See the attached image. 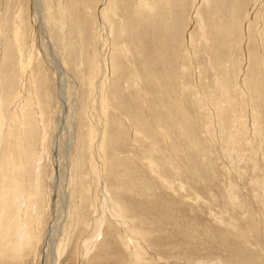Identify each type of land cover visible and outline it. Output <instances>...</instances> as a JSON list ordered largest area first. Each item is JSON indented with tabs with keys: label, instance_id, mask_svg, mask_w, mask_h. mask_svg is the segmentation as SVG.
Instances as JSON below:
<instances>
[{
	"label": "rangeland",
	"instance_id": "374dc122",
	"mask_svg": "<svg viewBox=\"0 0 264 264\" xmlns=\"http://www.w3.org/2000/svg\"><path fill=\"white\" fill-rule=\"evenodd\" d=\"M68 1H70L68 26L63 31L66 33L64 40L66 43L68 42L67 46H69L65 48L59 42L61 37L59 36L60 27L55 5L57 0H52L53 9L49 7V0H39V3L37 0H0V32L3 42L5 41L3 45V50H5L3 56L5 57V60L3 58L4 78H10V71L18 69V64L30 63L35 79L36 94L42 104L46 120V141L43 143L44 158H42L39 173L41 176H39L40 189L38 188L39 191H44L46 197L44 196L45 199L42 197V201L45 200L46 207L41 212L38 247L33 246L32 249L30 246L25 252V256L20 259L14 257L15 259L8 258V260L0 255L1 264H53L54 253L58 254L61 259L57 264H250L253 260H257L254 264H264V71L260 70L261 68L264 70V40L261 44L258 37L264 39V0H262L261 7H255V0H235L236 7H232L235 9H232L233 13H230L232 11L230 8L228 12L223 13L222 17L215 14L219 19L214 16L217 19L212 26L216 29L213 28L211 32L208 28L211 40V34L215 31L213 34L215 42L211 41L212 46H208L200 37L199 25L195 21H189V16L192 18L190 8H192L193 0H172L169 9L165 5V17L164 5L161 6L160 13L163 17L162 21L156 20L159 21L158 24L154 26L151 25L154 23L139 24L138 28H135L138 21H134L135 27L129 28V35L125 41L131 46L133 57L130 58V62L138 67L140 73L143 72L141 65H145L146 69H143L146 72L143 73L146 76L143 75L146 79L144 80L147 91L154 98L159 99V95L162 92L165 93V87H167L173 97L170 98L172 102L166 104L177 107L184 103L181 108L184 110L185 106L189 110L185 120H181V114L175 111H170L167 118L165 113V129L172 137L169 141L174 142L179 129L182 132L184 129L192 130L194 135L191 133L192 137H189L194 142L196 140L200 146L199 152L191 151L194 149L192 141L189 144L190 151L185 150L186 154L184 153L185 155L181 156L179 160L170 153L171 148L176 150L175 147L172 145L169 148L170 142L168 141V144L165 142L166 145L163 142L165 138L159 137L162 149L165 148V159L166 157L170 158L173 165L178 167L176 173L171 167L172 164H170L172 169L165 168V175L172 181L171 186L157 180L145 167L142 160V154L146 150L145 146L133 141V132L125 121L122 122L124 117L131 114L130 109L133 106V101L130 97L134 92L132 89L127 90L126 86L128 85L126 75L132 71V64L129 65L123 59L121 63L124 67L117 75L115 83L110 85L109 90L111 97L113 96L112 91L115 90L118 98L112 101L113 108L109 112L110 125L108 128L112 136L107 145V151L109 149L107 158L112 165L109 166L105 175L104 171L106 172V170L100 163H97V167L99 166L97 171L94 168L92 156L90 157L92 152H89V142H85V145L81 146L88 123L85 110L90 104L89 79L90 76L94 77V74H97L90 61L98 56L102 49V40L97 35L100 21L95 10L100 0ZM41 2L45 5L42 11L44 22L53 28L51 34L47 28L45 29V38L42 37L40 27L33 23L36 5ZM223 3L222 7H225L223 8L225 10L227 3L226 1ZM201 8H205V4ZM206 12L204 11L205 14L210 13L208 10ZM178 18L179 21H177ZM171 20L178 23L173 22L174 25L176 24L174 26ZM93 21L97 25L91 27ZM225 22H228V28ZM16 27L20 29L21 36L15 33L16 29L14 28ZM157 27L159 28L157 29ZM79 32L83 33L80 40L77 36ZM139 35L144 36L139 38ZM225 35H229V37L227 38ZM188 37L193 41L196 40V44L192 45ZM42 38L57 50L58 63L49 61L42 41H40ZM18 45L19 49H17ZM70 46L72 48H69ZM213 55L215 56L213 57ZM219 59L221 60L219 61ZM165 61H167L166 65ZM189 61L193 63H189ZM215 61L218 62V66ZM195 63L200 65L199 76L193 66ZM255 63L260 68L255 67ZM184 65L190 68L187 67L189 70L183 75L179 67L186 69ZM222 72L227 74L224 75ZM239 74L243 76L238 81L242 82L243 79L245 85L250 83L247 90L248 92L254 91L249 94L252 99L250 104L246 102L245 98H242L243 101H239L238 95L233 96L234 93L230 90L233 89ZM256 76L260 81L263 79V83H260ZM217 77L220 78L223 85L228 87V83L231 84L229 89L231 95L229 96L235 99L232 101L231 107L225 104L223 96L222 98L217 97L215 90ZM65 80H68L67 83ZM156 80L159 82L155 83ZM249 80L250 82H248ZM71 90L75 93H72ZM198 91L204 93L205 101L199 97ZM180 94L183 95V100L180 99ZM195 95L198 97L196 101L200 102L198 105H201L199 110L195 109L192 101V97ZM138 107L141 109L143 106L139 105ZM221 108L222 110H220ZM140 109L137 110L135 116L131 114L134 119L137 114L138 116L142 114ZM237 110H242V112L236 113ZM73 112L76 114L72 140L73 155L69 160L67 170L65 164L62 165L61 162L65 163L66 161L63 159L66 158L67 143L71 141L69 122ZM159 113L163 114L161 111ZM215 114L219 118L216 117L214 121L212 116L215 117ZM234 115H238L242 118L241 121L248 123L247 130L249 132L241 128L235 138V148L233 147V150L230 148L231 154H229V142H227L229 138L226 137H229L228 129L233 130ZM152 118L156 119V117L150 119ZM221 119L223 125L218 124L222 122ZM120 121L124 124L123 127L121 125L122 128L119 127L120 123L116 127ZM177 124L182 125L184 129L179 128ZM150 125L152 123L149 124V127ZM207 127L212 129H206ZM118 129L121 131L119 132ZM215 129L217 130L215 131ZM207 130L214 131L212 143L209 141L208 144L205 135ZM189 137L188 139L186 137L185 141L182 136V141H185L187 146ZM39 140L37 137V143ZM38 148L39 151L40 147ZM174 153L177 155L176 151ZM76 158L77 161H80L78 173L81 178L78 181L74 180ZM227 161L228 163L231 161V163L226 164ZM61 165L64 168V177L60 172ZM123 172H125L124 175ZM93 173L97 179H93ZM118 175H121L125 182L127 181L125 187L116 184ZM136 177L140 181L135 180ZM64 178L66 179L64 180ZM96 180L97 182H95ZM100 182H103L104 186L108 184L106 186H109L111 193L120 197L122 204L132 209L131 216L135 218V221L132 225L133 228H130L131 225L127 226L128 221L127 225L121 223L123 218L115 217L114 220H111L107 215V221L101 228L100 239L98 238L99 244L97 243V248L93 249L96 243L91 242L89 237L97 235L101 227V212L104 211V206L96 202L100 197V191L98 192L99 187L102 186ZM94 183L97 184L96 190H93ZM89 184L90 193L88 192ZM129 184L135 185H131L129 188ZM180 184L184 185V188H179ZM42 191H40L41 195ZM228 193L233 197L236 196V200L231 201L228 198ZM75 198L78 201L82 199V202L79 206L80 212H76L77 216L71 222L70 210ZM88 224H92V226ZM93 225L95 226L93 227ZM140 225L141 227H139ZM128 227L133 233L132 235H136L135 247L141 254L143 262L136 261L135 263V258H133L135 252H130L133 256L129 258L128 255H131L123 246L120 236H123L122 231L127 230ZM134 228L136 232L133 230ZM85 254L87 255L85 256ZM258 258L260 259L258 260Z\"/></svg>",
	"mask_w": 264,
	"mask_h": 264
},
{
	"label": "bare ground",
	"instance_id": "6f19581e",
	"mask_svg": "<svg viewBox=\"0 0 264 264\" xmlns=\"http://www.w3.org/2000/svg\"><path fill=\"white\" fill-rule=\"evenodd\" d=\"M37 1H38L37 3H39V0H37ZM49 1H50L49 7L53 9L52 0H49ZM225 1L227 3V4H225L226 9L223 10V8H225V7H222L223 0H193V5L191 6L192 8H190L192 18H191V16H189V21H192V22L195 21L199 25L198 28L200 30V37L203 38V40L206 42V44L208 46H212L211 41L214 40L213 34L215 33L214 30L216 28L213 27L212 25H213L214 21L216 23V19L218 18L217 16H221V17L224 16L223 13L228 12L230 10V8H231V10L232 9L235 10L234 8H232L234 6L236 7V5H235L236 1L235 0H225ZM225 1H224V3H225ZM99 2L100 3H98V7H96L95 10L98 14L100 24L98 23L97 28H99V29L98 30L96 29V30H97L98 37L100 38V40H102V49H100L101 53H99V55H98L99 57L95 56L91 61L88 60V61H90L91 65L94 67V70L97 71L96 72L97 74H94V70H93V74L95 76L94 77L90 76V79H89L90 80L89 81L90 86H91V91L89 93V97H90L89 103L90 104H88V106L85 110V115H86L88 123H87V129L84 133L85 134L84 138L82 137L81 146L85 142H89V145H88L90 147L89 152L90 153L92 152V155H90V157L92 156V162L94 164V168L97 171V168L99 167V166L97 167V163L98 164L100 163L102 165V167H104V170H106V172L104 171V175H105V173H107V170H109V166L112 165L110 160L107 158V154H109L108 153L109 149L107 151V145H108L110 137L112 136V134L110 135V130L108 128L110 125L109 112L113 108L112 101L116 100L118 98L115 90L112 91V93H113L112 97L110 95L111 91H109V90H110V85L115 83V79H116L117 75L119 74L120 70H122L124 67L121 63V60L123 59L129 65L132 64V66H131L132 71L128 72V74L126 75L128 85L125 84L127 86V90L132 89L134 91L133 95L131 94L132 96L130 97L133 101V106L131 107V109L129 108L131 111V114L135 116L137 110L140 109V107H138V106L142 105L143 107L140 109L141 113H142V114H139L140 118L137 114L138 117L136 116L134 119L133 118L134 116H132L130 114L129 116L124 117L122 119V122L125 121L127 123V125L130 127L131 131L133 132V136H132L133 141L141 143L142 145L145 146L146 150L142 154V157H143L142 160L144 161L143 164L145 165V167L149 170V172L152 175H154L156 177L157 180H160L164 184L171 186L172 181H170L167 178V176L165 175V172H166L165 168L170 167V164L173 165V162L168 157H166V159H165V152H164L165 148L162 149L161 143H160L161 139L159 138L160 136H163V139L164 138L165 139H164V141L163 140L162 141L164 143L166 142L168 144V141L171 137V136H169L167 130L165 129V122L166 121H165L164 115L166 113V118H167V116L170 115V111H175V112L181 114V116H182V117H180L181 120H185L187 118V111L189 112V110L185 106H184V110L181 108V105H184V103L179 104V106H177V107H175V106L171 107V106L166 104V103H171L172 100H170V98L173 97V95H171V93L169 92L167 87H165V93L162 92L161 95H159V99L154 98V96H152L147 91V88H146L147 86H145V80L146 79L144 78L146 76V74L143 73V72H146L143 69V68L146 69V67L140 61V64H142L141 67H142V71H143L142 73H140L138 67L134 63L130 62V60H131L130 58L133 57L132 51H131V46L125 40H126L127 35H129L128 34L129 28L131 29L132 27L133 28L135 27L134 21L135 22L138 21L135 28H138L139 24L154 23V24H151L154 26V25L158 24L159 21H162L163 16H161V13H160L161 6L164 5L163 8H164V17H165V5H166V8L169 9V7H171L172 0H136V1L135 0H100ZM33 3H34V1H33ZM69 3H70V1H68V0H57V2L55 3L56 8H57V12H58V14H57L58 25L60 27V29H59L60 35L59 36L61 37L60 38L61 41H59V42L63 46H65V48H68V46H69V45L67 46L68 42L66 43V40H64L65 39L64 35L66 33H64V31H63L68 26V17L70 14V13H68L69 12L68 11ZM231 3H232V5H231ZM203 4H205V8L202 9L201 6ZM254 4H255V7H261L262 6V0H255ZM174 5L177 6V4H175V3H174ZM43 7H45V5L42 2L40 4L36 5L33 23H35L36 26L40 27V30L42 31V37L45 38L46 37L45 29L47 28L48 32L51 34V33H53V28L51 26L45 24V22H44L43 12H42L44 10ZM186 7H187V5H186ZM237 7H238V5H237ZM173 9H175V8H173ZM207 10L210 12L209 14L204 13V11L206 12ZM233 10L230 11V13H233L234 12ZM90 14H91L90 17L92 18L93 16H92L91 11H90ZM206 15H208V16H206ZM228 15H229V13L227 14V17H228ZM214 16H216L217 18ZM169 17H170V15H169ZM227 17H226V19H227ZM235 17L237 18V16H235ZM175 18L177 19V17H175ZM179 18L177 21L180 20ZM157 19L159 21H156ZM223 19H224V17L222 18V20ZM226 19H225V21H226ZM46 20H47V16H46ZM230 20H232V19H230ZM43 22H44V24H43ZM171 22H172V20H171ZM173 22H172V25H174ZM174 23L177 24L178 22H174ZM225 23L227 24L228 22H225ZM179 24L182 25L181 23H179ZM179 24H178V26H179ZM94 25L96 26L97 23H95V22L92 23L91 27H93ZM170 27H171V24H170ZM222 27H224V26H222ZM158 28L159 27H157V29ZM179 28H181V27L179 26ZM208 28L210 31L213 28H215L213 30L214 33L211 34L212 40L209 38L210 34L208 35ZM227 28H228V24H227ZM14 29H16L15 33L17 35L21 36V32L19 31L20 29L18 27L14 28ZM223 29H221V30H223ZM173 30H174V28H173ZM81 31H83V30H81ZM226 33L228 34V31ZM82 35H83V33H81V32H79V35H77L79 40L82 39V37H83ZM143 36L144 35H142V36L139 35V38L143 37ZM226 37L228 38L229 35H227ZM258 37H259V42L261 44H263L262 43L264 40L263 37L262 38L260 36H258ZM18 38H20V37H18ZM188 38H189L190 42H192V45L196 44V42H197L196 40L193 41L192 38L191 39H190V37H188ZM15 39H16V37H15ZM75 40H76V38H75ZM132 40H134V39H132ZM40 41H42L44 51H45L47 57L49 58V61H52L53 63H56V62L58 63V61H57L58 60L57 50L55 49V47L51 46V44H49L43 38ZM4 42H3V38H2L1 32H0V255L4 259L5 258L6 259L11 258L12 259L14 257L17 259H20V258L25 256V252L27 251L28 248H30V246L32 247V249H33V246L35 248H37L39 240H40L39 226L41 225V217H42L41 212L43 210H45V207H46L45 206L46 204L44 202L45 201L44 200L45 199L44 198V196H45L44 191L40 190V191H42V195L39 191V189H40L39 188V176H40L39 173H40L42 158H44L43 157L44 153H42V151L44 149L43 143H45V141H46V128H45L46 120H45V113H44L42 104L40 103V99H39L38 95L36 94V90H35L36 86H35V81H34L35 79H34V76L32 74V68L30 66V63H23L22 62L21 64H18V67H17L18 69H12L10 71V73H9L10 78H7V77L4 78V74H3L4 73L3 72V63H4L3 58L5 60V57H3L4 51H5V50H3L4 49L3 48ZM213 42H215V41H213ZM213 46H214V43H213ZM187 47H189V46L187 45ZM69 48H72V46H70ZM17 49H19V45H18ZM189 49L190 48H188V50ZM189 51L191 52V50H189ZM197 51H198V49H197ZM202 51H203V49H202ZM201 54H203V53H201ZM214 56L215 55H213V57ZM211 57H212V55H211ZM215 57L217 58V54ZM188 58H189V56H188ZM220 58H222V57H220ZM96 59H98V60H96ZM195 59H197V58H195ZM184 60H185V57H184ZM220 60L221 59H219V61ZM216 61H215V63L217 65L218 62H216ZM226 61H228V60H226ZM191 62L189 61V63H191ZM229 63H230V61H229ZM166 64H167V61H165V65ZM185 64L187 65V62ZM186 65H184L186 67V69L184 67H182V68L179 67V70L181 71V73L183 75L185 74L186 71L189 70L188 68H190L189 66H186ZM193 66H194L195 72L197 71V75L199 76L200 70H198V69L200 68L199 67L200 65L195 63V65H193ZM255 67H257V64ZM257 68H260V66ZM61 69L63 70L64 68H61ZM260 70L264 71L262 68ZM260 70H258V71L260 72ZM224 71H226V70H224ZM220 73H219V75H220ZM222 74L226 75L227 73L225 74L222 72ZM15 75H17V76H15ZM237 76H236L237 79L235 81L236 83H234L233 89H230L231 88L230 82L228 83L229 85L227 87L226 85H223L220 78L217 77L216 81H215V84H216L215 90L217 91L216 92L217 97L222 98V96H223V98L225 99V104L229 107H231V104L233 103L232 101L235 100L234 98L232 99L231 96H229V95H231V92L234 93L233 96L238 95V97L240 99L239 101H243L242 98H245L246 102L248 104H250L249 102L252 100L251 96L249 94H251L252 92L254 93V91L248 92V90H247V86L250 83L248 85H245V82L243 79H242V82H240V80L238 81V79L239 78L241 79L243 75L239 74ZM234 79H235V77H234ZM263 79H261V81L259 79L260 83L262 82ZM222 80H224V79L222 78ZM229 80H230V78H229ZM67 81L65 80L66 83H67ZM256 81H258V80H256ZM157 82H159V81L156 80L155 83H157ZM248 82H250V80ZM225 84H227V83H225ZM253 84L255 85L257 83H253ZM30 86H31L32 90L30 89ZM182 86H184L183 83H182ZM260 87H261V84H260ZM73 88H75V87H73ZM186 88H187V86H186ZM229 89L231 90V92H229ZM251 89H252V85L250 87V91H251ZM257 90H258V88H257ZM255 91H256V89H255ZM73 92L75 93V91H72V93ZM198 93L200 94L199 97H202L203 101H205L206 96L203 95L204 93H202L200 91H198ZM256 95H257V92H256ZM182 97H183V95L180 94L181 100H183ZM196 98H198V97H196V95L194 97H192V101H193L195 109L199 110V109H201L200 108L201 105H198V103H200V102L196 101ZM207 102H208V100H207ZM217 106H219V105H217ZM221 107H222V105H221ZM208 108L210 109V107H208ZM241 108L242 107L240 106V109ZM217 110H219V109H217ZM220 110H222V108ZM159 111H161L163 114H160ZM237 111L238 112H236V113H239V114L242 112V110H237ZM213 113H215V112H213ZM75 115H76L75 113L71 114V120L69 122L70 123L69 129H71V131H70V134H71L70 140L71 141H69L67 143L66 158L63 159L66 161H65V163H63V161L61 162L62 165L65 164L66 169L69 167L68 166L69 160L72 158V155H73L72 140L74 137L73 131L75 130L74 129L75 128V120L74 119L76 117ZM150 116L156 117V119H153V118L150 119L151 118ZM206 116L208 117V115H206ZM216 117L219 118V116L217 114H215V117L213 115L212 119H214V121H215ZM225 119H226V116H225ZM241 119L242 118L238 117V115L233 116V121H232V125H233L232 129L233 130L230 131L231 128L228 129L229 132L227 135L229 137H226V138H229L227 141V142H229V144H228L229 148L227 147L228 152H229L230 148H231V150H233L232 148L234 147V142L236 141V139H235L236 135L238 133H240L241 128H244L245 131L247 130V128H249V126L247 125L248 123H246V121L245 122L241 121ZM211 121H213V120H211ZM221 121H222V119H221ZM122 122L121 121L118 122L116 124V127L119 126V123H120L119 127L122 128L124 126V124ZM230 122H231V120H230ZM151 123H152V125H150V127H149V124H151ZM218 124L223 125V121L219 122ZM121 125H122V127H121ZM177 125L179 128L183 127L180 124H177ZM214 126L216 127V125H214ZM225 127H226V125H225ZM182 129H184V128H182ZM206 129H212V128L207 127ZM216 130L217 129H215V131ZM222 130H223V128H222ZM118 131L120 132L121 129H118ZM180 131H181V129H179L178 136L175 137L174 142L172 143L169 141L170 143L168 145L169 148H171L172 145L175 147L176 150H174L172 148H171V150L169 148L168 149L170 150L171 155L178 158V159L179 158L181 159V156H184L186 154L185 150L190 151L189 149H191V148H189V144L192 143V141H193L190 138V137H192V136H190L192 133V130L188 131V130L184 129V132H182V131L180 132ZM213 132L212 131L210 132L209 130L206 131L205 135H206L207 144L209 143V141L212 143L211 139H212V135L214 134ZM223 132H224V130H223ZM179 134H181V135H179ZM192 134L194 135V133H192ZM182 136H183V138H185V141H186V137L188 139V137L190 136L189 140H188V142H189L188 146L185 144L186 143L185 141H182ZM37 137H39V139H40L38 143H37ZM249 142H250V140H249ZM164 143H162V144L164 145ZM192 144L195 147L193 146L194 149H191V151L195 150L197 152L199 147H200L199 143L195 140V142L193 141ZM38 147H40V150H39L40 152L38 151V149H39ZM175 151H176L177 155L174 153ZM86 153H88V152H86ZM90 153H88V154H90ZM225 153H227V152H225ZM229 154H231V153L229 152ZM63 157H64V155H63ZM226 157H228V156H226ZM105 162H106V164H105ZM79 163H80V161H77V158H76L75 164H74V168H75L74 180L75 181H78L79 178H81V176L78 173V171L80 170L79 169ZM230 163H231V161H230ZM230 163H228V161H227L226 164H230ZM93 164H91V165H93ZM62 165H61L62 168L60 169V172L62 173V176L64 177L65 172H64V168ZM225 166H227V165H225ZM171 167L173 168V170L176 173L177 172L176 168L178 169V167L174 166V165ZM36 170H38V171H36ZM125 172H123V175L125 174ZM94 176L95 175L93 173V179H97L96 176L95 177ZM123 177H125V176H123ZM136 178L137 179H135V180L140 181L138 179V177H136ZM65 179L66 178H64V180ZM131 179H133V178H131ZM124 180L122 179L121 175L120 176L118 175L116 184L118 183L121 187L122 186L125 187L127 181L125 182ZM95 182H97V180ZM78 183H80V182H78ZM100 183L102 184L101 188L99 187V190H98V192L100 191V194H99L100 199L98 198L96 200V202H98V204L104 206V211L101 212V217H100V220H101L100 226L101 227H100L99 231L97 232V235H95V236L91 235L89 237L91 239V242L96 243L95 246L93 245L94 246L93 249L97 248V246L99 244L98 238L101 236L100 235L101 228L103 227L105 221H107L106 220L107 215H108V217H110L111 220H114L115 217H117L119 219L123 218L124 220H121V223L125 225V223L128 221V225H127V223H126V225L127 226L131 225L130 228H133L132 225H133V222L135 221V218L133 216H131L132 209H130V207L122 204V202L120 201V197L114 196L111 193L109 186H106L108 184H106L104 186L103 182H100ZM40 184H41V180H40ZM131 185H133V184H129L128 187L131 188ZM144 185H146V184H144ZM88 186H89L88 192L90 193V190H91L90 184ZM79 187L81 189L80 185H79ZM179 188H184V185L180 184ZM96 189H97V184L94 183L93 190H96ZM75 192H76V190H75ZM82 192H83V190H82ZM95 192H97V191H95ZM107 193L109 194L108 196H107ZM228 195H229L228 198L231 201L236 200V198H235L236 196L233 197L229 193H228ZM42 197L44 198L43 201H42ZM91 197H89V198H91ZM96 198H97V196H96ZM76 199L77 198H75L73 201L71 200L72 201V207L70 210L71 222H73L75 217L77 216L76 212H80L79 206L82 202V199H80V201H78ZM154 201H152V202H154ZM42 202H44V203H42ZM46 202H47V200H46ZM92 204H93V202H92ZM43 213H45V212H43ZM95 214H97V213L95 212ZM104 216H105V218L103 219ZM93 218H96V217H93ZM88 225L92 226V224H88ZM142 225H144V224H142ZM94 226L95 225H93V227ZM139 227H141V225ZM88 228H90V227L88 226ZM123 229H126V228H123ZM133 230H135V228ZM135 232H136V230H135ZM88 234H91V233H88ZM94 234H96V233H94ZM132 234L133 233H131V230H129V227H128L127 230L122 231L123 236H120V239L122 240L123 246L125 247V250L127 251V253H129L131 255L130 252H132V251L135 252L134 256L132 254L131 256L128 255V257L130 258L133 256V258H135V263H136V261L143 262V260L141 261V254L139 253L137 247H135L136 235L134 236ZM137 239H138V237H137ZM82 240H84V239H82ZM80 244H82V243H80ZM103 244H105V243H103ZM132 245H133V248H132ZM141 245H142V243H141ZM80 252L82 253V251H80ZM84 252L85 251H83V253ZM59 255H60V253H59ZM86 255L87 254H85V256ZM1 257H0V259H1ZM52 257H53V264L59 263L60 257L58 256V254L55 255V253H54V255ZM245 258H246V256H245ZM4 259H3V261H4ZM249 259H250V257H249ZM259 259L260 258H258V260ZM255 261L257 262V260H253L250 262V264H254ZM133 262H134V260H133ZM0 264H1V260H0ZM255 264H257V263H255Z\"/></svg>",
	"mask_w": 264,
	"mask_h": 264
}]
</instances>
